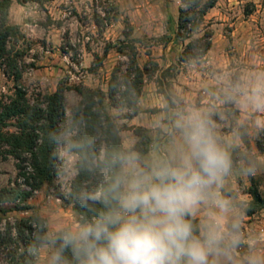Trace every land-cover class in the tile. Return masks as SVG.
<instances>
[{
    "label": "clouds",
    "instance_id": "obj_1",
    "mask_svg": "<svg viewBox=\"0 0 264 264\" xmlns=\"http://www.w3.org/2000/svg\"><path fill=\"white\" fill-rule=\"evenodd\" d=\"M226 99L264 113V73L237 84ZM171 128L165 158L146 162L131 148L107 157V179L81 189L72 202L90 215L55 232L39 225L29 254L38 258L46 251V264H264V229L247 236L242 230L249 196L224 194L235 175L249 181L264 175V161L247 153L234 160L242 141L222 140L211 115L201 110L176 111ZM74 135L70 125L49 134L65 174L78 171V151L93 143ZM52 173L59 175L55 167ZM242 247L247 253L238 259Z\"/></svg>",
    "mask_w": 264,
    "mask_h": 264
},
{
    "label": "rangeland",
    "instance_id": "obj_2",
    "mask_svg": "<svg viewBox=\"0 0 264 264\" xmlns=\"http://www.w3.org/2000/svg\"><path fill=\"white\" fill-rule=\"evenodd\" d=\"M144 8L140 0H52L44 4L15 1L9 13L8 26L17 30L9 39L8 51L17 61L22 78L16 83L14 78L6 75L5 66L0 68V112L16 98L17 85L25 90L31 102H43L63 85L69 117L72 109L81 102L75 88L88 87L87 84L98 89L107 88L115 70H118L121 84L127 76H135L130 60L134 51L139 64L146 63L154 71L159 65L156 60L163 59L161 46L170 42V54L180 58L190 43L203 38L207 32H213V46L208 54L193 64L179 62L170 69L166 79L186 78L192 81L188 89L201 96L196 108L211 115L222 140L238 136L242 141L240 135H246L250 146L242 141L233 153L237 161L245 153L264 161V152L258 148V143L264 148V127L261 126L264 113L243 110L226 99L237 84L247 85L256 75L264 73V0H219L206 17L201 31L188 40L178 36L175 40L173 36L139 38L132 25L133 14ZM129 25L133 32L127 38ZM108 49V53L113 55L109 64L113 65L111 70L104 65ZM121 49L124 54L119 52ZM148 54L155 56L149 60ZM16 131L15 120L4 128V132ZM77 162L78 158L74 165L76 168ZM16 165L14 158L0 155V191L16 187L17 182L21 184ZM59 172L54 184L35 193L30 201L36 212L46 219L52 232L71 227L73 220L78 218L73 207L60 198L71 193L78 172L65 174L62 161ZM234 185L239 192L232 188L234 190H230L229 195L248 194L254 188L264 198V175L251 181L237 175ZM249 198L251 203L253 197ZM3 209L11 211L15 206L5 205ZM32 215L33 212L3 215L0 231H4L7 222ZM251 217L256 218L254 221L264 222V209H257ZM46 260L45 251L37 264H46Z\"/></svg>",
    "mask_w": 264,
    "mask_h": 264
},
{
    "label": "trees",
    "instance_id": "obj_3",
    "mask_svg": "<svg viewBox=\"0 0 264 264\" xmlns=\"http://www.w3.org/2000/svg\"><path fill=\"white\" fill-rule=\"evenodd\" d=\"M15 1L20 4L39 3L44 4L52 0H0V68L5 66L6 75L14 78L18 83L22 74L18 71L17 61L13 60L8 51L9 39L14 35L15 27L8 26L9 13ZM179 39H190L201 31L209 12L214 9L219 0H181ZM131 37L133 32L129 25ZM213 32H207L201 39L190 43L187 50L180 56L182 64H193L202 60L213 46ZM135 50V49H134ZM133 50V51H134ZM109 49L106 54H108ZM124 54L123 49L119 51ZM131 70L135 74L126 77L124 83H120L118 70L113 73L109 83V92L101 89H90L86 86L75 88L81 97V102L72 109L71 115L66 111V88L63 85L53 95L47 96L43 102H31L25 90L17 85L16 98L3 107L0 112V155L12 157L17 161L18 181L16 187L4 188L0 191V223L2 216L11 212H33L28 218L7 222L4 231H0V264H37V258L30 255L27 246L34 242L39 225H46V219L41 217L30 204L34 194L45 186L54 184L56 178L52 173L55 167L59 172L60 161L55 159L58 154L57 146L49 140V134L56 132L66 125H70L75 132L73 139L93 141L91 147L78 151V173L73 181L71 193L61 196L67 205L73 207L78 218L80 215H90L75 207V194L81 189H94L107 179L104 171V163L107 157L114 152L127 151L121 138L122 128L116 118L108 111L110 105L118 110L128 109L130 114L126 118L138 116L140 113L138 104L142 96L146 77L152 78L159 66L151 71L149 66L141 69L137 60L136 51L133 52ZM170 69L164 73L169 74ZM122 88L125 90L122 91ZM164 93L168 103H172L169 94ZM15 120L17 131L4 132L8 122ZM135 134L142 140L135 150H140L146 144L148 137L143 129H135ZM240 137L246 146H250L245 134ZM258 148L264 152L263 145L258 143ZM236 160V158H234ZM59 176V175H58ZM250 196L252 210L249 216L255 214L257 209H264V198L257 189H251ZM5 205H14L15 209L8 211L3 209ZM254 209V210H253ZM43 235L44 233H39Z\"/></svg>",
    "mask_w": 264,
    "mask_h": 264
},
{
    "label": "crops",
    "instance_id": "obj_4",
    "mask_svg": "<svg viewBox=\"0 0 264 264\" xmlns=\"http://www.w3.org/2000/svg\"><path fill=\"white\" fill-rule=\"evenodd\" d=\"M142 5L145 6L143 10H138L133 14V28L138 33L139 38L143 37H155L163 38L165 36H173L174 40L179 32L180 21V9L182 5L181 0H140ZM121 2V0H120ZM141 4V3H140ZM173 43V42H172ZM169 45H163V59L156 60L159 64V71L156 76L153 74L152 78L146 77L145 84L142 92V96L139 100L138 116L126 118V115L130 114L128 109L118 110L113 108L110 103L108 111L111 116L116 118L118 125L123 129L121 132L122 143L125 149L135 150L138 143L142 140L135 134V129H143L146 131L148 140L145 145H142L140 152L146 162H151L155 159H162L169 155L172 143V128L171 120L173 115L178 110H187L189 108L197 109V103L201 96L188 89L192 81L190 79H172L168 80L164 77V73L169 69L174 68L180 62L179 57H173L170 54L172 47ZM155 55L148 54L146 57L150 58ZM112 53L106 55L104 65L107 69H112L113 65L111 58ZM141 61V60H140ZM142 62V61H141ZM139 64V62H138ZM139 67L144 69L146 63H140ZM111 81V80H110ZM107 88H102L104 92H109V83ZM88 88H96L92 85H88ZM169 94L172 103H168L162 90ZM203 104V102H202ZM124 114V115H122ZM237 175L230 178L229 184L226 186L225 195H229L230 190H236L234 178ZM234 188V189H232ZM230 195H235L232 193ZM250 196L249 194H247ZM255 217L247 216L244 219L242 230L249 228L254 224ZM243 257V256H242ZM241 256L238 259L242 258Z\"/></svg>",
    "mask_w": 264,
    "mask_h": 264
},
{
    "label": "built area",
    "instance_id": "obj_5",
    "mask_svg": "<svg viewBox=\"0 0 264 264\" xmlns=\"http://www.w3.org/2000/svg\"><path fill=\"white\" fill-rule=\"evenodd\" d=\"M254 224H252L249 228L244 230L245 235H250L253 232L259 230V229H264V222L263 221H254ZM240 256H244L247 253V248L246 247H242L240 250Z\"/></svg>",
    "mask_w": 264,
    "mask_h": 264
}]
</instances>
